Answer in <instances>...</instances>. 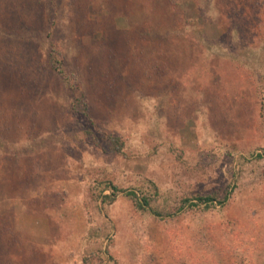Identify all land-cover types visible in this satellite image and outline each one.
Returning <instances> with one entry per match:
<instances>
[{
	"label": "rangeland",
	"instance_id": "rangeland-1",
	"mask_svg": "<svg viewBox=\"0 0 264 264\" xmlns=\"http://www.w3.org/2000/svg\"><path fill=\"white\" fill-rule=\"evenodd\" d=\"M0 264H264V0H0Z\"/></svg>",
	"mask_w": 264,
	"mask_h": 264
},
{
	"label": "trees",
	"instance_id": "trees-1",
	"mask_svg": "<svg viewBox=\"0 0 264 264\" xmlns=\"http://www.w3.org/2000/svg\"><path fill=\"white\" fill-rule=\"evenodd\" d=\"M56 59V58H55ZM53 64H57V66L60 65V62L58 61V59H56L55 63ZM56 66V67H57ZM60 74H63V70L60 71ZM258 158H262V156H257ZM112 189V200H114L115 197H117L120 193H126L123 190H120L116 187L111 188ZM129 197H132L133 199H136L137 201V205L140 208H144V206H150V200L147 197H144L143 199V203H140L137 199V195L135 193H128ZM229 195H227L224 199L219 200L217 198V196H197L196 198L193 199H188L186 200V203H190L192 202V200H196V204L193 205V207H202V206H213L214 203H218L221 206H225L226 202L228 201V197ZM153 213H158V212H153Z\"/></svg>",
	"mask_w": 264,
	"mask_h": 264
}]
</instances>
